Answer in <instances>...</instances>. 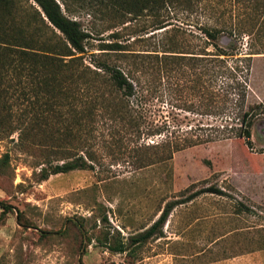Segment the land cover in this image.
Segmentation results:
<instances>
[{
    "label": "rangeland",
    "instance_id": "obj_1",
    "mask_svg": "<svg viewBox=\"0 0 264 264\" xmlns=\"http://www.w3.org/2000/svg\"><path fill=\"white\" fill-rule=\"evenodd\" d=\"M124 1L57 0L91 36L82 64L102 96L72 128V110L91 108L88 89L76 101L66 83L67 99L48 111L26 83L23 140L0 134V202L10 206L0 208V264H264V0H168L157 11ZM112 42L126 55L100 50ZM156 51L171 56L165 75L151 71ZM103 65L137 68L129 115L119 100L114 116L100 104L111 92ZM245 112L250 138L239 139ZM163 210L155 235L134 243Z\"/></svg>",
    "mask_w": 264,
    "mask_h": 264
},
{
    "label": "trees",
    "instance_id": "obj_2",
    "mask_svg": "<svg viewBox=\"0 0 264 264\" xmlns=\"http://www.w3.org/2000/svg\"><path fill=\"white\" fill-rule=\"evenodd\" d=\"M132 1L133 3L130 4H128V0L123 3L130 8L137 7L139 0ZM167 3L168 0H143L141 2L143 8L151 4L156 11ZM164 27L160 26L156 30L164 29ZM46 30L51 33V36L43 39L46 36ZM204 34L213 42L217 40L218 32L216 31L206 30ZM116 36L111 34L112 38ZM53 37L54 39H52ZM89 39H91L90 34L81 28L79 22L64 15L57 0H0V104L7 106L5 110L0 109V123L8 124L7 127L0 126V134L8 135L16 130L19 132V140H23L27 129L25 123L29 114L24 108V103L28 102L25 92L27 82L32 85L30 92L33 97L36 99L40 96L48 111L52 109V103L67 99L66 93L62 92L63 89L64 91L67 89L66 83L72 82V99L76 101L82 97L79 91L83 89L87 91L88 89L87 103L91 108L72 110V128L82 125L81 121L84 118L90 119L94 116L95 105L102 94L100 95V87H97L96 83H90V80L86 78L89 73L99 76L98 72L92 71L82 64L83 55L86 52V43ZM162 47L164 50L166 45L163 44ZM213 47L218 52V56H226L224 50L216 45ZM100 50L106 51L107 54L126 55L123 53L126 51L125 46L118 42L102 44ZM156 52L157 55L154 56L157 64L151 67V71L157 76L165 75L169 71L171 56L166 55L169 53L168 51H162L159 58L158 51ZM136 58L138 57L136 56ZM98 69L107 77L106 83L111 90L108 99H102L100 104H108V115L114 116L115 113L110 111V108L113 107L116 100H119L123 114L129 115L128 103L127 105L126 102L124 104V100L135 97L140 91V89L138 90L140 86L138 79L134 78V70L137 68L133 70V68H122V66L103 65ZM6 80L7 86L4 87L3 84ZM81 86L84 88L81 89ZM123 114L121 117L119 116V119H125L123 117L126 115L123 116ZM249 117L248 112L243 114L236 138H250L249 127L251 123ZM38 120L39 115L34 111L29 119V125L35 126ZM130 121L132 124L135 123L132 119L128 120V122ZM85 166L84 161L68 162L55 166L51 174L84 169ZM206 192L219 193L213 189L206 190ZM0 208L5 213L6 210L10 209V206L0 202ZM167 214L168 210H163L159 219L135 238L134 243H140L154 236L158 227L165 221ZM116 251L122 252L124 250L123 247H119Z\"/></svg>",
    "mask_w": 264,
    "mask_h": 264
}]
</instances>
